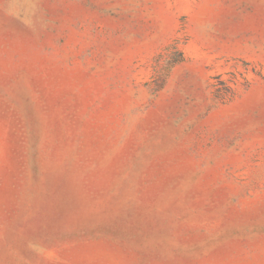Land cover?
Listing matches in <instances>:
<instances>
[{
  "label": "rangeland",
  "instance_id": "obj_1",
  "mask_svg": "<svg viewBox=\"0 0 264 264\" xmlns=\"http://www.w3.org/2000/svg\"><path fill=\"white\" fill-rule=\"evenodd\" d=\"M0 264H264V0H0Z\"/></svg>",
  "mask_w": 264,
  "mask_h": 264
}]
</instances>
